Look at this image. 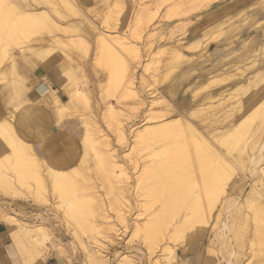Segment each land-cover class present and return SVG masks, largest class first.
I'll use <instances>...</instances> for the list:
<instances>
[{
	"label": "bare ground",
	"instance_id": "bare-ground-1",
	"mask_svg": "<svg viewBox=\"0 0 264 264\" xmlns=\"http://www.w3.org/2000/svg\"><path fill=\"white\" fill-rule=\"evenodd\" d=\"M42 4H46L45 6L49 8V10L41 8L40 5ZM77 7V3L75 5V0H0V84L10 80H14L17 87L21 90V95L25 93V97L30 100L32 99L30 98V94H32V92L34 91L38 93L42 98L50 97L54 99L53 101L56 102V104L61 103L64 98H61L60 101L59 95L56 94L55 96L54 94L57 92V89L48 84L46 80H37V83L34 86L31 84V81L28 78H24L22 76L19 71V64L16 58V49H20L21 51H23L22 48L23 45H25V39L30 41L29 49L32 50H34L36 46L40 45H38V43L47 41V43L43 47L44 54L49 59V65H53L60 57L63 58V56L65 55L72 56V46L78 49L80 46L79 44H76L75 42H72V40H70L73 37L69 38L68 40H64L63 37H57L54 38L55 40L51 41L53 38H48V36L41 33V31L46 30L52 34L63 31L64 33H68L69 28L64 29L67 26L62 28L63 26L58 22V19H65L68 13L77 15ZM124 9L125 5L121 0H114L112 2L111 9L108 11V13H105L107 14V16L104 15L107 19L105 21H108V19L112 17L113 21L111 20V22H113V25L115 24L118 28L120 18L124 12ZM141 19L142 18L140 16L139 20ZM137 21L135 20V22ZM149 21H147V25H149ZM142 22L144 21H141V24L137 22V24L140 25H136V29L139 30L140 27H144L145 22L143 23V25ZM111 24L109 26H112V28L114 29L115 27H113V25ZM89 25H93V27L95 26L94 24ZM93 27L92 29H94ZM138 30H136V32ZM101 35L103 36L99 37L101 42L100 46H102L101 49H104L103 53L105 54L103 55V59L112 62V68H115V71L111 68L112 73L114 71V75L113 77H111L114 80V82H111L113 89H117L121 93V95H123L124 99H129L132 97L135 98V96H138L140 94L136 92L139 90H136L135 88V82L137 79L132 77L133 75L131 74L132 72L130 71L129 66L131 63L128 62L129 59L127 61L124 60L125 58L127 59L125 54L124 59L122 58L124 56L123 54L122 57L120 56L121 49H117V47L113 43V39L120 46H128V48H126L128 51L130 50L129 48L132 43L130 45L129 43L127 44V42L125 41V37H117V35L115 36V34H107L110 35V38H108L105 34ZM113 35L115 38H113ZM79 37L80 36H78V38ZM83 39L81 40L83 41ZM81 40H79L78 42L80 43ZM199 40L200 38L191 40V42L186 43V45H190L192 43L195 45L199 42ZM248 42H251V40H248ZM81 48H83L82 51L86 50L85 44H83ZM24 49L26 50V48ZM78 49L74 50L73 54L74 52H78ZM136 50H138V47ZM134 51L135 47L134 50H131V53H134ZM136 52L137 51H135V53ZM135 53L132 58L136 57ZM155 53L160 55L158 59H160L161 62H164V60L166 59L168 60L167 63H163L162 67L170 66L173 64L172 68L176 69L172 71H166L164 73L161 72L160 74L156 75H161L160 78H158L160 80L158 81L159 83H164L165 76L168 77L171 73L176 72L177 68H181V66H179V63H185L191 57L190 54L183 51L182 48H179L178 44L172 42L160 46ZM236 53L239 54L240 52ZM130 54L128 53V55ZM229 57H227V60L229 59ZM8 58L10 61L8 64H6L5 62ZM99 59L100 58H98L96 61L99 62ZM157 61L158 60L156 59V62ZM101 63V61L100 63H97L100 64L96 65L97 68L101 67V65L103 64ZM106 63L105 67H107ZM109 64L110 63H108V65ZM234 65L236 64H233V66ZM149 67H151V65ZM149 67H147V69ZM221 74L222 76L219 75V78H213L212 81L210 80V83H206L203 86L204 89H209L212 84L215 85L218 84V82L219 84H221L220 82H223L222 85H235L237 86V89H241L243 91L245 90V94H249L247 89L249 88L248 84L250 79L248 80L247 78H245L246 75H243V79L241 78L243 80L241 83V81H239L238 79L242 75L236 76L226 72H223ZM110 76L112 75L110 74ZM72 82L74 84L75 81L73 80ZM73 84L71 85L73 86ZM111 84L109 83L110 86ZM71 85L69 86L71 87ZM174 87L169 88V96L173 94ZM245 87L248 88L245 89ZM71 88L73 89L76 87ZM263 90L264 86L260 93ZM112 91L113 90H111V92ZM113 92H115L116 94L118 93L116 92V90H114ZM10 94H13V91L7 89L5 95L12 96ZM213 94H218V92ZM82 95V90L75 89L71 93L69 91L68 97L78 99L81 96V98H85L82 97ZM256 95L257 94L252 93L251 100ZM199 97H201V95L197 93L195 98L198 99ZM120 98L122 97L120 96ZM152 98L153 99L150 103V109L152 110L151 113L153 114H149L145 118L142 126L136 127L133 129V131H131L133 136V145L131 144V151H133L137 147L138 149H140V151H146L148 157V160L145 161V164H143L142 167L140 166L139 171L135 172L138 173L135 175V185H132V183L129 182L130 179L132 180V175L130 174L128 168L125 167V163L123 165L121 161L123 159H121L120 154L117 153V150H115L116 148H114V151L112 149L113 147L111 148V145L113 144H111L104 137H102V140V138L99 136V134H101V130H97L99 132V137H95L96 139H94V135L92 137L91 134L92 131L88 132L90 130V125L88 131H86L88 133H85L84 135L86 139L85 141L89 142L87 144H90L88 146H91L88 148H93V151L95 150V155L93 153L91 154L95 157L96 155L97 157H99V159L96 157L97 162L99 160V166L101 164V166L103 167L101 169H105L104 171L106 172V174H104L107 176L106 179L108 180V182L104 181L106 180L104 179L105 175L104 177L100 178L102 176L101 175L99 178L100 180H102V183L103 181L104 183L106 182V192H110L108 198L110 199V205L112 207V210L114 211L113 214H111L110 212L111 207L109 206L110 209H108L106 205L108 202L106 203L102 196L98 194V190L96 191L99 186L95 188L94 185L97 184L93 183V185H88L85 184V181H83L84 183L80 184L82 182L81 180L85 177L84 175L83 178L80 179L81 182L78 181V178L81 176L82 172L81 174H78L80 175L79 177L78 175H76L78 178L76 176H73L78 180H74L75 178L70 179L68 176H66L65 171L62 170L63 168H65L63 166L66 165L69 167L71 166V164L68 165L69 161L67 162V158L65 155H63V151L61 153L63 156H65L66 159L62 155L60 156L61 153L58 154L59 156H55V159L57 158L59 160H56V162L58 161L60 164L56 162L55 164L53 162L54 158L48 159L46 161L49 164V173L47 172L48 177L49 179L52 178V181L50 182L52 193L53 195H55V197H57V199L59 198L60 204L61 202L65 204V206L62 208V210L60 209V211L63 214L66 223H69L71 224V226L73 225L75 227V232L73 234H75L74 236L78 237V239H83L85 237L84 235L87 234L88 241H84L82 239L80 240V244L83 247V252L85 250L86 254L84 256L85 260L81 256L79 257V261L81 262V264H108L109 262L106 258L107 254H104V252L106 253L111 247H114L113 250L115 251V255H124L122 261L119 264H138V258L136 259L135 256V258L132 256V251L123 252L122 254L121 252H118L117 245L119 243L118 239L121 238V230L126 233L131 231L134 236H140L142 238V243H144L147 248L146 255L149 256V259L150 257H154L153 264H170L172 262L173 264H189L191 260V253L203 247L205 250V256L202 253L196 255L197 261H195L194 264H264V174L263 176H261L262 181L260 186L256 182H249L251 183V189L247 190L246 187H244L247 184V178L242 175V172H239V168L237 167L238 165L243 168L246 166L245 169L253 177H256L258 174L260 175V173L262 174L263 170L261 171L259 169V165L264 159V141L260 143L257 142L253 146H250L249 138H247L245 140V151L242 150V153L240 155L235 156L236 165H238L235 166V164H232V162L227 160V156L231 157L232 150L236 148L243 139L244 136H241V133L248 129L250 125H252V120L255 118H260L264 122V111H260L262 105L256 104L261 100L259 98H257V102H251L250 100V104L248 106L244 104V106L247 108V111L242 117L240 116L238 119L235 118V123H232L228 127L229 129L224 131L220 137H218V135H212V138H215V140H217V142H219L221 146L225 147L228 150L227 156L225 157L224 155H222L219 147L215 145L212 138L210 139V137L202 132L197 126L186 120V116L176 114L175 106L168 98V95L161 91H159L158 93L153 92ZM34 104H36V102ZM62 108L61 110H65V108ZM63 112L65 113L64 115H66V112ZM15 113L11 114V121H8L5 126H2V129L5 130L4 139L7 141V144H0V168L5 167L7 170L13 171L15 174V178L18 179L17 181H19V183H21L29 192L28 197L30 198L31 196L34 197V193L35 196H38V190L40 189V187H43V189L47 191V179L44 177V175H42L40 171L42 169V163L38 158L31 139L23 134L24 132L18 131L19 124L14 123L15 121H17ZM60 114L62 113L60 112ZM205 114L208 115V113ZM20 116L21 117L19 123L25 126L28 118L23 116L22 114ZM59 118H61V116ZM57 120L60 121L59 119ZM89 122L91 123V121ZM121 122L122 121H120L118 124V129L120 130L118 137L122 138L125 142L128 143V131L125 130V128L122 126L123 122ZM135 124L136 123H134L133 125ZM133 125L131 126L133 127ZM100 138L102 141H100ZM1 142L2 141H0V143ZM96 142H99L101 144ZM95 143L98 144V147L99 145H102V147L104 146L105 150L103 153L101 152L102 148H97ZM85 145L86 144H84V146ZM76 148L74 149V151L76 150ZM254 149H256V151L254 153H250V151ZM247 150H249V154L246 153ZM72 151L73 150L71 149V152ZM88 152L83 153L89 155ZM84 154H82L80 151V153L77 154L76 157L80 160V157ZM75 155L76 153L74 154V156ZM79 155L81 156L78 157ZM246 155H249V157L247 158V165H245ZM133 158L132 161H134L135 163L134 166L135 168H138L140 165L138 163L139 161ZM75 160L71 159V161ZM94 160L96 159L94 158ZM89 161L90 160H88V163ZM66 162L67 164H65ZM80 163L78 164V166H81ZM82 163V165L86 164H84V162ZM73 167L75 168L76 166L74 165ZM84 167L86 168V165ZM78 169L76 168L75 171L73 169V172L76 173V170ZM99 171L101 173V170ZM134 171L132 172L134 173ZM74 173H72V175ZM78 173H80V169ZM8 175L10 176V174L4 173L3 170H0V186L5 187L11 185L12 188L8 187V189L10 191L11 189L15 191L14 184H16V182L14 183V181L12 180L13 178H9ZM87 182L90 183V180ZM134 190H137V194L139 192V197H145L146 201L143 198L145 202L142 200L143 203L140 202L139 205H136V208L139 212L137 211L138 213H136V217L131 219V212L133 210H136L134 209L132 201L135 197L133 196ZM110 194L111 197H109ZM13 196L15 197V195ZM39 196L41 200L42 194ZM139 197L138 199L141 200ZM48 198H46V201H48ZM57 199L56 201H58ZM48 204L50 205V203ZM63 204H61V206H63ZM154 204L155 206L159 204L158 208L156 207V209L151 210L154 207ZM143 214H147L146 220H142ZM0 218L4 219L12 233L17 232L19 236V234L21 235V233L23 232L25 235H28L30 237V240L33 239L35 241V244L38 243L37 246H40L38 249H40L42 246L48 248V244L52 242V232L47 228L48 226L46 227V225L44 224V221H47V217L42 218L41 223L27 225L26 222H23L15 215L4 211V208L0 205ZM60 224L59 230H61ZM210 229L211 234L208 237V244H205L203 241L208 235L207 232ZM30 240L28 239V242ZM177 241H182V245H175L174 242L176 243ZM171 243H173L174 245H172ZM32 244L29 245L32 246ZM135 249L136 251L142 252L141 248L139 247ZM39 252V250L36 253L30 252V254L32 255V260H35L33 257L38 258L39 256H41ZM41 253L44 252L42 251ZM68 261L69 264H73L71 260ZM0 264H2L1 260Z\"/></svg>",
	"mask_w": 264,
	"mask_h": 264
},
{
	"label": "rangeland",
	"instance_id": "rangeland-1",
	"mask_svg": "<svg viewBox=\"0 0 264 264\" xmlns=\"http://www.w3.org/2000/svg\"><path fill=\"white\" fill-rule=\"evenodd\" d=\"M109 1H111V2H109ZM113 1L114 0H75V5L77 3V6H78L77 7V9H78L77 15L67 12L68 14L65 18L66 20L65 19H62V20L58 19V22L63 26L62 28H64L65 26H67V27L64 29L69 28L68 33L67 32L64 33V31H63V32H57V33L52 34L46 30L41 31V33L48 36V38L49 37H50V39L53 38L51 41L55 40L54 38H57V37L58 38L63 37L64 40H68L69 38L73 37L70 40H72V42H75L76 44H79L80 46H79V49L76 47H73V46L71 49L73 51L78 49V52L81 54H79L78 52H76V53L74 52V54H73V51H72V56H66L65 55V56H63V58L60 57L53 65H49V59L44 54V47H43L47 43V41L38 43V45L39 44L40 45L36 46L35 49L32 50V49H29L30 48V44H29L30 41L25 39L26 40V41L24 40L25 45H23V48H22L23 51H21L20 49H16L17 50L16 51V58H17V61L19 64V69H20L19 71L22 74V76L24 78H28L31 81V84L34 86L37 83V79L34 78V74L42 73L41 72L42 70L46 71L49 68H51L55 65H60V64L66 66V68L69 70L74 69L72 72H70L68 74V76H66L67 82L65 83L66 85H64L63 90L61 92L57 90V92L54 93L55 96H56V94L59 95L60 101H61V98L62 99L64 98L63 99L64 102L62 100L61 103L56 104V102L53 101L54 99H52L50 97H43L42 98L41 96H39L38 93H36L34 91L32 92V94H30V96H31L30 98H32L30 100V99L25 97V93H23V95H21L22 94L21 90L17 87L16 82L14 80H10V81H7L5 83L0 84V95H1L2 90H3L4 95H5V92L7 89L8 90L10 89L13 91V94H10V95H12L11 96L12 105H10V107H9L10 109L8 108L6 118L4 117L3 119H0V141H2L0 144H4V143L7 144V141L4 139V134H5L4 131L5 130L2 129V126L3 125L5 126V124L8 121H11V114H13L15 112H16L15 116L17 118V121H15L14 123L19 124L18 131L24 132L23 134H25L26 136H28L31 139L32 144H33L32 137L35 138L38 135V133L30 124V114H31L32 110L37 105L44 104V105H48V106L52 107L55 110L57 118L60 121L66 117H72V116L77 117L78 119L81 120V122L84 125V129H85L84 134H83L84 138L82 137L81 140L77 143L66 144L62 147L61 151L58 154H60L63 151V155H65L67 159L65 158V156L62 155V153L60 154V156L62 155L67 160V162L69 161L68 165L71 164V166H69L71 169L68 166L63 164L64 165L63 167H65V168H63L62 170L65 171L66 176H68L70 179H74V178H75L74 180L79 179L78 181H80V179L83 178V176L85 175V177H87V178L84 177L81 180L82 182L80 181L81 182L80 184L84 183L83 181H85L86 182L85 184H88V185H91V184L93 185V183L97 184V185H94L95 188H97L99 186L96 189V191L98 190L97 191L98 194H100L102 196V198L104 199V201L106 203L108 202L106 204L108 209H110L109 206L111 207V205H110V199L108 198V195L110 192L109 191L106 192V184L105 183L108 182V180L106 179L107 176L105 175L106 172L104 171L105 169H103V170L101 169V168H103L101 166V164H100L101 167L99 166V163H100L99 160H98L99 163L97 162V158L99 159V157H97V155H96V157H97L96 158L95 156H93L91 154V153H93L95 155V152H94L95 150L93 151V148H90V149L88 148L91 146H88V145H90V144H87L89 142L85 141L86 140L85 136H84L85 133L87 134L88 132L92 131L91 134H92V137L94 135V137H93L94 139L98 138L99 136L101 138L104 137L111 144H113V145L110 144L111 148L113 147L112 148L113 150H114V148H116L115 150H117V153H119L121 156V159H123V160H121L123 165L125 163V167L128 168L130 174L132 175V176L130 175L132 177V180L130 179L129 182H131L132 185L133 184L135 185V180H134V179H136L135 175L138 174L135 172L139 171L140 166L142 167L143 164H145V161L148 160V157H147L146 151H140V149H138L137 147L133 151H131V144L133 145V141H132L133 136H132L131 131H133V129L136 127L142 126L145 118L149 114L150 115L153 114V113H151L152 110L150 109L151 108L150 103H151V100L153 99L152 98L153 92L158 93L160 91L161 86L170 78V76L172 77V76L178 74L179 71L182 70V68L184 67L183 66L179 69L177 68L176 72L171 73L168 77H166V76L164 77V79H165L164 83H159L158 81H160V80L158 78H160L161 75L160 76H156V75L160 74L161 72L164 73L166 71H172V70H176V69L172 68L173 64L170 66L162 67L163 63H167L168 60L166 59V60H164V62H161L160 59H158L160 55L155 53L156 50L160 46L172 42V43L178 44L179 48H182L183 51L190 54L191 51L201 49L204 47L205 48L208 47V45L212 41H218L226 35L229 36V38H232V40L230 41V45H231L234 42L233 39L236 38V35L238 34V32L240 30V26L242 24L241 23L242 21H244V23L247 25V24H249V22L256 20L254 15H252L253 12H255V11H259L261 13V16L264 17V0H253V3L248 8H245V9H238V5H237V7H235L236 9H234L233 11H230L231 10L230 9L227 11H223L222 13H220V15H217V16L216 15L208 16V18L206 19V22H208V23L204 27V34L200 38L199 42L196 43L195 45L193 43L190 45H186V43H188V42L184 41L183 39H177L178 38L177 36H179V34H183L184 36H186L188 34V31L190 30L191 25L194 24L193 22H191L192 17L197 16V18H199L200 14H203V13L207 14L208 9L214 3L217 4L216 6H218V5L221 6L230 0H211V1L210 0H121L125 5V9H124L123 14L121 15L118 28L116 27L115 24H114L115 26L113 25V22H111V20L113 21L112 17L109 18L108 21H105L107 19L104 16V15L107 16V14H105V13L106 12L108 13V11L111 9ZM234 1H236V0H234ZM45 5L46 4H42V5H40V7L49 10V8H47ZM89 5L92 7H90ZM95 7H96V9H95ZM89 8L92 10H90ZM137 15H138V17H137ZM140 16L142 18L141 20H139ZM67 17H69V18H67ZM89 20H90V22H89ZM135 20L136 21L138 20L137 21L138 23H140L141 21H144L145 23L142 22V25L144 23L145 28L142 26L143 29L141 27L139 30L136 29V27H137L136 25H138V24H137V22H135ZM149 20H151V21H149ZM147 21L150 22L149 25H147L148 24ZM91 22H93V23H91ZM168 22L169 23L171 22L172 27L168 28L169 34L166 35V32H164V28H166V26H168ZM259 22H260V24H259ZM259 22L256 23L255 26L256 27H262L263 32H264V20H262V22L261 21H259ZM89 24H94L95 26L93 27V25L90 26ZM110 24L113 25V27H115V28L113 29L112 26H109ZM92 27L94 29H92ZM136 30H138V31L136 32ZM106 33L107 34H115V36L117 35V37H125L126 39L128 37L129 40L128 39L126 40L124 38L125 41L127 42V44L129 43V45L132 43L130 45V48H129L130 50L128 51L126 49V48H128V46L127 47H126V45H125V47L120 46L113 39V43L117 47V49L118 48L121 49V54L119 52L120 56L122 57L125 54L127 59L125 58V55L122 58L123 59L125 58L124 59L125 61H127L129 59L128 62L131 63V64L130 63H127V64H130L129 65L130 71L132 72L131 74L133 75V76L132 75L131 76L133 78L137 79L135 82V88H136V90H139V91H136L138 94L140 93L139 95L137 94L139 97L135 96V98L132 97L129 99L128 98L124 99L123 95H121V93L117 89H115V88L113 89L111 82H114V80L111 77H113V75H114L113 73L115 71V68L114 67L112 68V62H110L109 60L103 59V55H105L103 53L104 49L103 48L101 49L102 46H100L101 42H100L99 37L103 36L101 34H105L108 38H110V35H107ZM76 36H77V38H78V36H80L79 37L80 39L79 38L77 39ZM111 38H112V35H111ZM113 38H115L114 35H113ZM81 39H83V41ZM79 40H81L80 43L82 44V46H83V44H85V47H86L85 49L88 51H86V50H84L86 52L82 51L84 47L81 48L82 46L78 42ZM193 40H195V39H193ZM184 42H185V44H184ZM134 47H135V51H137V52L135 53V51H134V53L136 54V57L132 58L134 56V53L133 52L131 53V50H134ZM137 47H138V50H136ZM24 48H26V50ZM80 48H81V50H80ZM126 50L129 54L131 53L132 55L131 54L128 55ZM122 51H124V52H122ZM263 52H264V43L261 45L260 49H258L254 53L257 54L256 56H260V55H264ZM204 54L205 53H203L200 56H203ZM77 56H79V57H77ZM137 56H138V58H137ZM97 57L100 58L99 62L96 61L98 59ZM156 59L158 60L157 61L158 63L156 62ZM190 59L196 60V57L191 55V57L188 60H190ZM9 61L10 60L8 58V59H6L5 63L8 64ZM100 61L103 64L101 63L102 64L101 67L98 66L99 68H97L96 65H100V64H97V63H100ZM106 61H107V63H106ZM154 61H155V63H154ZM104 62L107 64V67H105ZM108 63H110V64L108 65ZM257 63H258V60H255L252 65L244 66V64H239V63L234 62V63H229L227 65L228 68L226 65L223 64L221 66V72L219 73V74H221L223 72H226V73L236 75V76L242 75L238 79L239 81H241V83L243 81L242 79L244 78L243 75H246L245 78H247L248 80L250 79L249 84H248V87L250 88V90L248 87H245V89L248 88L247 90H248L249 94H245V92H244L245 90L243 91L241 89H237L236 88L237 86H235V85H231V86H227L225 84L222 85L223 82H220L221 84H219V82H218V84L214 83L215 85L212 84V86L209 89H204V87L202 86L201 90L199 92H197L199 95H201V97H199L198 99H196L194 97L195 101H200L201 103H198L196 105V107L192 108L188 112H177V109L175 108L176 114L177 115L181 114V115L186 116L187 117L186 120L190 121L195 126H197L202 132L207 134V136H209L211 139L213 137L212 135H214V136L218 135V137H220L224 131L229 129L228 127L232 123H235L236 119H238L240 116L242 117L245 114V112L247 111V108L244 106V104L247 106L250 104L252 93L257 94V95L252 98L251 102H257V98H259L261 101H258L256 104H261L262 107H261L260 111H264V90L260 93V91L263 89V86H264V63L261 62L260 65L259 64L257 65ZM169 64H171V63H169ZM181 64H184V62L179 63V65H181ZM233 64H236V65L233 66ZM150 65H151V67H149ZM145 66H147L149 68L147 69V67H145ZM105 68H107L108 70ZM111 68L114 70L113 73L111 71ZM249 70L250 71L253 70L252 71L253 73L248 74L247 72H249ZM108 73H110L112 76H110V74H108ZM216 78H218V77H216ZM108 79H109V81L110 80H112V81L109 82ZM39 80H41V81L46 80V82L51 85V83L47 77H44V78L39 79ZM73 80L75 81L74 84L72 82ZM216 80H218V79H216ZM109 83L111 84V86L109 85ZM71 84H73V86ZM69 85H71V87H76V88L72 89ZM109 88L113 91L116 90V92H118V93L116 94L113 91L111 92V90ZM75 89L82 90V92H83L82 97H85V98H81V96L78 99L68 97L69 91L71 93ZM221 89H222V91L220 93L213 94L212 96H209V97H205L207 95V93H209L213 90H221ZM233 89H234V91H233ZM66 91H68V92H66ZM113 93H115V94H113ZM116 96H118V97H116ZM120 96L122 98H120ZM195 96H196V94H195ZM33 97H37L36 98L37 100L33 99ZM215 98H218V99H215ZM236 98H238V99H236ZM33 102L34 103L36 102V104H34ZM62 102L64 103V105ZM33 104L35 105V107ZM30 105H32V106H30ZM25 106H27V107H25ZM58 107L60 110L58 109ZM60 107L61 108L64 107L65 110H61ZM64 108H62V109H64ZM110 109H112V110H110ZM13 110H14V112H13ZM213 110H215V111H213ZM63 111L66 112V115H64L65 113ZM60 112L62 114H60ZM205 113H208V115ZM21 114L28 118L25 126L19 123ZM204 114L207 116H205ZM59 115L61 116V118H59L60 117ZM118 120H119V122L120 121L123 122V123L121 122L122 126L125 128L126 131H128L127 132L128 137H129L128 143L125 142L122 138L118 137L119 131H120L118 129L119 128L118 127L119 126ZM89 121H91V123ZM252 122H253L252 125H250L249 128L245 130L246 132L243 131L241 133L242 134L241 136H244V137L241 140V142L238 144V146L232 150L231 157L227 156L228 150L225 147L221 146V144H219V142H217V140H215V138H212L215 145H217L219 147L222 155H224L225 157L227 156V160L232 162V164H235V166L238 165V164L236 165L235 156L240 155L242 153V150L245 151V148H244L245 147V140L247 138H249L250 146H253L257 142L260 143V142L264 141V127H263L264 122L260 118L259 119L255 118L252 120ZM94 123H95V125H94ZM134 123H136L135 124L136 126L133 125ZM131 125H133V127ZM89 126H90V128H89ZM115 126H116V128H115ZM88 128L90 129L89 131H88ZM217 129H219V130H217ZM97 130H99V131L101 130L100 131L101 134H99V132ZM33 131H35V132H33ZM86 131H88V132H86ZM96 134H97V136H96ZM98 134H99V136H98ZM101 138H100V141L103 140V138H102V140H101ZM121 139H122V141H121ZM96 143H99V142H96ZM96 143H95V145L97 146V148H99V149L102 148L101 152L103 153L105 150L104 146L102 147V145H99V147H98V144H96ZM78 144H79V147H78ZM84 144H86L85 145L86 147L84 146ZM99 144H101V143H99ZM33 146H34V144H33ZM75 146L78 148V150ZM80 147H81V149H80ZM75 148H76V150L74 151ZM71 149L73 150L72 152H71ZM35 151H36V149H35ZM69 151L71 152V154ZM80 151L82 154H84L85 152L87 153L89 151L88 152L89 155L84 154L83 155L84 157L79 155L78 157L81 156L80 160H79V158H77L76 156H77V154L80 153ZM255 151H256V149L250 151V153L251 152L254 153ZM36 153H37V151H36ZM67 153L69 156L67 155ZM73 153L74 154L76 153V155L74 156ZM246 153L249 154V150H247ZM58 154L55 156L56 157L59 156ZM37 155H38L40 162L42 163V165H41L42 169L40 167V169H41L40 171H41L42 175H44V177L47 179L46 180V183H47L46 187L48 188L47 191H45L43 189V187L42 188L40 187V189L38 188L39 189L38 190V196H35V193H34V197L31 196L29 198L28 197L29 192L24 188V186L21 183H19V181H17L18 179L15 178L14 172L11 170H7L5 167H1L0 170H3L4 173L10 174L11 177L8 175L9 178H11V179L13 178L12 180L14 181V183L16 182V184H14L15 189L13 188L15 191H13L11 189V191H13L15 194L8 189V187L12 188L11 185L5 186V187L0 186L1 187L0 188V205L4 208V211L15 215L17 218H19L23 222H26L27 225L41 223L42 218L47 217V221L46 222L44 221V224L46 225V227L48 226L47 228L52 232V234H51V241L52 242H50L48 244V248L42 246L40 248L41 249L40 250V249H38L40 246L39 245L37 246L38 243L35 244V241L33 239L30 240V237L28 235H25L23 232L21 233L22 236L20 234L18 236L17 232L12 233L10 231L7 223L4 221V219L0 218V260H1L2 264H6V262H5L6 261L5 260V257H6L5 246H7V243L11 242L12 245L14 246V249H15V252L12 254L14 255V258H15L14 261L16 264H49L48 259H50V257L52 255H57L59 258H61L64 261L65 264H69L68 260H71V262L73 264H81V262L79 261V257L81 256L85 260L84 256L86 255L85 250L83 252V247L80 244V242H81L80 240L82 238L78 239V237L74 236L75 234H73V233L75 232V227L73 225L71 226V224H69V223L68 224L66 223L65 218L60 211V209L62 210V208L65 206V204H63L61 202V204H63V206H61V204L59 203V201H60L59 198L57 199V197H55V195H53L52 190L50 188L51 187L50 182L52 181L51 180L52 178L49 179V177H48L49 164L46 161L48 159L54 158L53 162L55 163L56 160H58V159L57 158L55 159V156L50 157V158L49 157L45 158V157H41L38 153H37ZM74 157L76 160L74 159ZM133 157H135V158H133ZM146 157H147V159H146ZM248 157H249V155H246L245 165L248 164V159H247ZM84 158L87 160H85ZM94 158L96 160H94ZM132 158L139 161L138 163L140 165L138 168L136 167L137 170L134 166L135 163H134V161H132ZM71 159L75 160V161H71ZM81 159H83L85 161H83ZM125 159H127L128 162ZM88 160H90L89 163H88ZM58 161L56 163H59ZM94 161H96L98 163V166H97V163ZM67 162L65 164H67ZM82 162H84V164L86 163L85 164L86 168L84 167L85 165H82L83 164ZM79 163L81 166H78ZM72 164H73V166L75 165L76 167L74 168L72 166ZM61 166H62V164H61ZM78 167L80 169V173H78L79 172ZM237 167L239 168V172H242V175H244L247 178L246 179L247 184L244 186V187H246L247 190L251 189V185H250L251 183H249V182H252V183L256 182L260 186L261 181H262L261 176H263V174H264V159L261 161V163L259 165V169L261 171L263 170V172H262V174L260 173V175L258 174L256 177H253L245 169L246 166L243 168V167H240V165H238ZM76 168L78 170H76V173H74L73 169L75 171ZM134 168H135V171H134ZM45 170H46V172H45ZM99 170H101V173ZM132 171H134V173ZM71 172L74 174L72 175ZM81 172L83 175L81 174ZM78 174H81V176ZM98 174H99V176H98ZM70 175L72 176V178ZM76 175H78V177L79 176L80 177L78 178ZM104 175H105V177H104ZM73 176H76L78 179L76 177H73ZM99 177L100 178L104 177V179H106L104 181H106V182L104 183V181H103V183H102V180H100ZM14 178H15V180H14ZM86 179H87V181L90 180V183H88L86 181ZM91 181H92V183H91ZM102 184L105 186H103ZM107 188H108V186H107ZM136 191L134 190L133 196H135V197L132 200L133 205H134V209H136V210L135 211L133 210L131 212L132 213L131 214L132 216H130L131 219L135 218L137 215L136 213L139 212L136 208L137 207L136 205H139L140 202L143 203L144 200L146 201V198L143 196L139 197V192L137 194ZM41 194H42V196H41L42 198L40 200L39 195H41ZM13 195H15V197ZM36 195H37V192H36ZM48 196H49V198H48ZM43 197H45V198H43ZM109 197H111V194ZM138 197L141 200H139ZM46 198H48L47 199L48 201H46ZM143 198H144V200H143ZM42 199L43 200L45 199L44 202ZM56 199L58 201H56ZM48 203H50V205ZM58 205H60L61 208ZM158 205L155 206V204H154L153 205L154 207L152 206L153 208L151 210L156 209V207L158 208ZM110 212H111V214L114 213V211L112 210V207L110 209ZM146 218H147V214H143L142 220H146ZM59 224L61 225V230H59ZM118 227H120V226H118ZM210 232H211V229L207 232L208 235L205 237V239L203 241L205 244H208V237L211 234ZM24 236H25V238H24ZM84 236L85 237L82 240L88 241L87 234ZM21 237H22V239H21ZM120 237L121 238H119V236H118V238H119L118 239L119 243L117 245L118 252H121V254H122L123 252L132 251V256L133 257L135 256L136 259L138 258L137 259V261L139 262L138 264H153V258L154 257H150V259H149V256L146 255V249L147 248L144 245V243H142V238L140 236H134L131 231L126 233V232L121 230ZM25 239H26V241H25ZM28 239L30 240L29 242H28ZM182 243H183L182 241H177L176 243L174 242V244L177 246L182 245ZM29 244L30 245L32 244V246H30ZM171 244L174 245L173 243H171ZM33 246H35V247H33ZM138 247L141 248L142 252L136 251L135 248H138ZM44 249H47V250H44ZM113 249H114V247H111L106 253L104 252V254H107L106 258L108 259V262H109L108 264H119L122 261V258L124 255L123 254L122 255H117V254L115 255V253H114L115 251ZM38 250L40 251L39 253L41 254V256H39L38 258L33 257L35 260H32V255L30 254V252L36 253ZM199 250L193 251L191 253V258H192L190 260L191 262L193 261V257L195 255H198L199 253H202L205 256L204 247L199 249ZM42 251L44 253H41ZM170 264H173V262ZM189 264H191V263H189Z\"/></svg>",
	"mask_w": 264,
	"mask_h": 264
},
{
	"label": "crops",
	"instance_id": "crops-1",
	"mask_svg": "<svg viewBox=\"0 0 264 264\" xmlns=\"http://www.w3.org/2000/svg\"><path fill=\"white\" fill-rule=\"evenodd\" d=\"M252 3L253 0H230L221 6H216L217 4L214 3L208 9L207 14H200L199 18H197V16L192 17L191 22L194 24L191 25L188 34L186 36L179 34L177 39H183L189 43L193 39L201 38L204 34V27L208 23L206 22L208 16H217L223 11L230 9V11H233L236 9L235 7H237V5L238 9H245ZM252 15H254L256 20L249 22L247 25L242 21L240 30L236 35V38L233 39L234 42L231 45L230 41L232 38H229V36L226 35L218 41H212L206 48L204 47L191 51L190 54L196 57V60L190 59L184 64L179 65L181 67L184 66L182 70L178 74L170 77L161 86L160 91L169 95V88L176 85L173 94L168 97L177 109V112H188L196 107L198 103H201L200 101H195V94H197L206 83H210L213 78H219V75H222L219 73L221 72V66L223 64L228 65L229 63L236 62L244 64V66H250L255 60H258L257 65H260L261 62L264 63V55L256 56L254 53L260 49L261 45L264 43V32L262 27L255 26L257 22L264 20V17L261 16L259 11L253 12ZM170 27H172L171 22H168V26L164 28L166 35L169 34L168 28ZM248 40H251V42H248ZM235 51L240 53L238 54ZM203 53L205 54L200 56ZM227 57H229L228 60ZM73 70L74 69L69 70L66 66L61 64L55 65L46 71L42 70V73L34 74V78L39 80L47 77L51 86L61 92L67 82L66 76H68ZM252 71L253 70H249L247 73L252 74ZM221 91L222 89L213 90L212 92L207 93L205 97L212 96L213 93H220ZM0 96V119H3L7 114L8 108L12 105V98L11 96L4 95L3 90ZM36 98L37 97H33V99ZM57 119L55 110L44 104L37 105L30 114V124L38 133L35 138L32 137L33 144L37 153L41 157H53L61 151L64 145L77 143L83 137L85 129L80 119L74 116L66 117L61 121H58ZM5 249L6 264H16L14 261V255L12 254L15 252L12 243H7ZM48 260L49 264H65L57 255H52ZM195 261H197L196 255L190 263L194 264Z\"/></svg>",
	"mask_w": 264,
	"mask_h": 264
}]
</instances>
